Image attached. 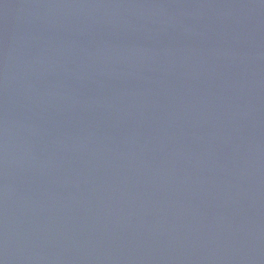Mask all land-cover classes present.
Instances as JSON below:
<instances>
[{"label":"water","instance_id":"water-1","mask_svg":"<svg viewBox=\"0 0 264 264\" xmlns=\"http://www.w3.org/2000/svg\"><path fill=\"white\" fill-rule=\"evenodd\" d=\"M0 264H264V0H0Z\"/></svg>","mask_w":264,"mask_h":264}]
</instances>
